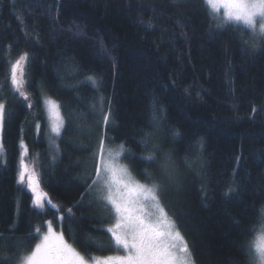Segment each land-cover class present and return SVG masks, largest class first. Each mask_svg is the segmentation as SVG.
Listing matches in <instances>:
<instances>
[{"label": "trees", "instance_id": "16d2710c", "mask_svg": "<svg viewBox=\"0 0 264 264\" xmlns=\"http://www.w3.org/2000/svg\"><path fill=\"white\" fill-rule=\"evenodd\" d=\"M210 22L204 0H0V264H15L21 242L24 252L33 248L35 230L45 232L49 220L82 253L115 252L106 232L112 216L95 191L86 192L93 153L106 131L130 150L122 160L138 179L146 167L160 178L157 165L140 159L146 153L139 141L154 131V100L165 117L153 142L161 153L172 151L178 169L176 183L165 181L166 210L198 264H246L240 246L264 228V49L249 55L240 39L249 30L220 32ZM25 53L28 101L9 79L10 62ZM45 96L65 118L57 145L49 142ZM101 98L105 112L111 102L106 129ZM21 141L57 209L47 202L43 211L34 208L31 193L17 184ZM229 186L237 191L226 196Z\"/></svg>", "mask_w": 264, "mask_h": 264}, {"label": "snow or ice", "instance_id": "6c2138e0", "mask_svg": "<svg viewBox=\"0 0 264 264\" xmlns=\"http://www.w3.org/2000/svg\"><path fill=\"white\" fill-rule=\"evenodd\" d=\"M174 5H180L183 0H172ZM206 6L211 9V22L215 27L224 32L232 30L239 32L238 26L249 30V38L240 37L243 45H246L255 55L258 50L264 49V0H204ZM223 10V15L219 13ZM77 30L79 26L77 25ZM219 34V33H217ZM38 39V37H37ZM103 49V44L101 43ZM245 49H242V51ZM29 60L28 54L20 55L14 62H10L9 79L13 92L17 93L24 101L29 100V94L25 90L26 64ZM87 81L93 87H98L95 77L87 76ZM79 85H74L78 87ZM49 118L51 121V132L55 137L62 135L65 128V118L61 115V105L54 99L45 100ZM29 108L33 105L29 103ZM104 99L100 100V111L102 113L103 126L106 129L112 119L111 102H108V111H104ZM257 109L253 108V112ZM165 117V109L158 101H153L152 126L153 132L144 133L139 141L143 145V153L140 159L149 165H157L160 178H156L149 168H145L142 175L143 182L135 176L130 165L121 163V159L130 151L122 143L115 147L110 146L114 139L107 136V132L100 136L97 150L93 153L95 160V176L91 183L87 184L86 192L95 191L96 200L103 202L98 205L104 207L112 216L113 222L106 228L110 234L111 247L115 250L112 255L92 256L87 252L82 253L73 244L65 239L63 232L54 231L53 221H47V231L41 234L37 228L36 234L40 235L39 242L33 248L24 252L26 241L17 247L21 250L15 256V264H198L195 259L193 247L189 245L185 236L179 230L175 219L169 215L162 202V193L165 191V181L168 184L176 183L178 169L173 159L171 150L160 152V145L154 143L155 131H159V121ZM6 119V104L0 102V129H3ZM101 117H97L100 122ZM40 129V124H37ZM100 131V129H97ZM173 137L180 135L179 131L171 133ZM151 145V147H149ZM203 147V141H200ZM21 153L19 168L17 171V184L27 187L31 193L32 205L36 209L45 210V202L53 208L58 206L43 191L38 173L34 167L25 162L27 148L23 141L20 143ZM4 152V146L0 143V153ZM185 163L192 167L188 156ZM206 174H201V192L205 193L203 181ZM236 187L229 186L225 195L235 193ZM68 214L73 212L68 208ZM264 214V206L261 208ZM65 219L63 215L59 217ZM15 231V229H10ZM33 236L29 232L28 237ZM2 239V236H0ZM246 264H264V230L255 238L240 246Z\"/></svg>", "mask_w": 264, "mask_h": 264}, {"label": "rangeland", "instance_id": "374dc122", "mask_svg": "<svg viewBox=\"0 0 264 264\" xmlns=\"http://www.w3.org/2000/svg\"><path fill=\"white\" fill-rule=\"evenodd\" d=\"M209 8V7H208ZM209 11L211 12V9L209 8ZM219 15H223V10H221V12L219 13ZM47 98H49V97H47V96H45L43 99H42V101H43V107H44V110H45V113H46V117H47V120H48V130H49V142H52V141H54L55 142V145H57V139H58V137H55L54 136V134L51 132V121H50V118H49V113H48V110H47V105L45 104V100L47 99ZM56 101V100H55ZM58 103V102H57ZM1 131H2V129H0V143H2V140H1ZM121 143H113V144H111L110 146H112V147H115L116 145H120ZM21 153V152H20ZM0 158L3 160V158H4V152L3 153H0ZM25 162L30 166V167H34V165H33V163L31 162V161H29V160H27L26 159V156H25ZM121 163H124L123 162V160L121 159ZM125 164V163H124ZM18 168H19V165H18ZM25 187H26V185H25ZM27 188V187H26ZM44 191V190H43ZM45 204H46V202H45ZM262 230H264V228H261L256 234H255V236L256 235H258ZM46 231H47V229H46ZM45 231V232H46ZM54 231H57V232H62L61 230H56L55 228H54ZM255 236L253 237V239L255 238ZM66 239V238H65ZM252 239V240H253ZM67 240V239H66ZM68 241V240H67ZM70 243V242H69ZM112 254H115V252L114 253H112ZM112 254H107V255H112Z\"/></svg>", "mask_w": 264, "mask_h": 264}]
</instances>
